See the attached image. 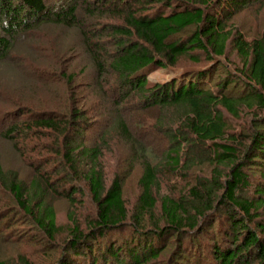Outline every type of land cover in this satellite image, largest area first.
<instances>
[{
    "label": "trees",
    "instance_id": "obj_1",
    "mask_svg": "<svg viewBox=\"0 0 264 264\" xmlns=\"http://www.w3.org/2000/svg\"><path fill=\"white\" fill-rule=\"evenodd\" d=\"M250 1L0 0V60L7 59L23 34L45 23L79 28L96 65L101 93L119 114L109 132L92 146L80 140L92 125L76 104H70L63 114L21 107L19 115L27 117L3 132L15 149H22V157L29 154L17 137L24 139L33 132H52L56 137L57 144H50L54 155L43 160L29 157L34 169L30 184L5 171L0 159V184L11 193L17 208L50 243H58L59 236L66 234L56 264L158 262L166 241L173 237L179 242L180 256L186 251L192 257L196 250H205L204 255L193 256V264H264V33L248 38L230 23ZM78 8L96 17L98 28L87 29ZM104 18L117 21L103 23ZM191 28L188 37L170 42ZM109 44L111 51L106 49ZM229 48L241 64L213 85L212 73ZM199 52L209 65L175 68L184 56L199 65L203 61ZM160 68L177 71V75L152 83L148 74ZM111 73L118 81L110 88L116 92L114 97H109L108 81L103 79ZM63 75L67 83L72 81V76ZM232 83L243 84L246 91L232 96L227 92ZM132 94L140 108L164 110L155 129L164 132L169 147L156 160L144 152L146 136L135 134L124 115L122 105ZM246 110L251 119L243 131L234 130L228 115L241 118ZM113 134L130 146L131 159L141 162L142 196L132 216L124 199L123 180L118 174L110 179L101 160L108 136ZM203 164L210 173L184 187L180 197L158 194L164 173L189 176ZM253 166L260 169L259 176L251 173ZM62 185L66 186L63 190ZM85 190L95 214L81 222L70 211L67 227L58 225L54 207L46 202L47 194L65 197L73 207L77 195H86ZM158 204L160 216L150 220L152 227H140L145 216L155 215ZM10 215L0 214V224L5 222L6 228L14 224ZM7 237L1 240L9 242ZM16 262L31 264L22 255ZM0 264L13 263L0 260Z\"/></svg>",
    "mask_w": 264,
    "mask_h": 264
},
{
    "label": "rangeland",
    "instance_id": "obj_2",
    "mask_svg": "<svg viewBox=\"0 0 264 264\" xmlns=\"http://www.w3.org/2000/svg\"><path fill=\"white\" fill-rule=\"evenodd\" d=\"M79 14L86 20L87 29L93 31L98 28L96 17H88L81 10H79ZM116 21L114 18L102 19L103 23ZM230 23L241 29L248 38L264 33V0H251L246 7L231 18ZM193 29L175 35L170 42L188 37ZM104 39L107 38L104 37L102 41ZM106 49L108 51L113 50L110 44ZM197 55L202 60L205 59V55L202 53L199 52ZM221 62L222 64L212 73L214 79L211 83L213 85L221 80L227 71L235 73L241 64L232 48L228 49L227 56L221 58ZM209 64L210 62L203 60L199 65H196L191 63L187 56H184L180 58L175 68L182 71ZM63 73L72 76V81L67 83V76L65 77ZM176 73L177 71L173 72L172 69L160 68L149 73L148 79L152 83L166 81L176 76ZM110 75L103 79L108 81L105 90H107L109 97H114L116 92L113 93L110 88L113 87L112 89H114V85L118 81L113 73ZM98 83L96 65H94L90 50L87 49L79 28L64 24L45 23L29 33L23 34L16 41L7 59L0 60V159L4 170L14 172L18 179L30 184L34 176V169L29 164V157L43 160L45 157L55 154L50 148V144H57L56 137L54 138L52 132H45L42 135L33 132L24 139L17 137L16 140L20 147L26 149L25 154L26 156L29 154L28 157H22L20 152L22 149H15L12 139L5 136L3 132L6 128L10 127L16 120L27 117V115H19L21 107L33 112L54 111L63 114L70 104H76L77 108H83L84 112L88 114L92 125L82 132L80 140H84L87 146L99 142L101 135L109 132L119 114L114 109V104L109 102L107 96L101 93L103 89ZM245 91L246 87L239 83H232L227 88V92L235 97L241 96ZM129 97L127 103L122 105L125 109L123 111L126 120L135 134L141 137L146 136L144 144H142L144 152L151 159L156 160L169 147L164 132L155 129L158 119L164 115V110L158 106L140 108L138 104H135L137 103L135 94ZM228 116L231 127L237 131H243L246 127L245 124L252 117L248 110L243 113L241 118ZM108 138L109 142L101 160L110 179L114 174H118L119 178L123 180V195L132 216L133 212L139 209L142 196L141 162L131 159V148L122 138L115 134L108 136ZM60 141L64 145L63 138ZM42 144L43 146L39 148V145ZM44 144H49V148H44ZM54 164L58 165L56 162ZM250 171L253 175L259 176L260 169L258 167L253 166ZM209 173L210 168L207 164L195 167L189 176L164 173L158 194L161 197L170 195L178 198L184 187L193 184L200 175ZM83 184V181L82 184L77 183L78 186ZM60 187L63 190L66 186ZM84 192L86 195H77L78 202L73 207L70 206L65 197H57L51 192L47 194L46 202L54 207L58 225L67 227L69 224L68 212L70 211L75 213L77 220L81 222L84 217L95 214L92 199L87 196L86 190ZM159 208L160 205L158 204L154 216H145L146 221L144 219V224L140 227H152L150 220L159 218ZM5 212L10 213V217L15 219L13 226L8 228L4 226L5 222L0 224V260L20 264L16 260L22 255L31 264H56L55 259L61 254L60 243L66 234L59 236L58 243H50L44 233L37 230L35 222L25 216L19 207L17 208V203L11 193L0 184V214ZM6 234L10 235L7 237L9 242L1 240ZM166 242V249L161 255L160 261H151L149 264H193V256L205 252L204 249L196 250L191 257L185 251L180 256L176 250L178 240L173 237ZM177 257L182 259L178 260Z\"/></svg>",
    "mask_w": 264,
    "mask_h": 264
}]
</instances>
